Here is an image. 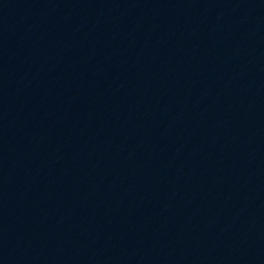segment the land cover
Returning a JSON list of instances; mask_svg holds the SVG:
<instances>
[{
	"label": "water",
	"instance_id": "obj_1",
	"mask_svg": "<svg viewBox=\"0 0 264 264\" xmlns=\"http://www.w3.org/2000/svg\"><path fill=\"white\" fill-rule=\"evenodd\" d=\"M0 264H264V0H0Z\"/></svg>",
	"mask_w": 264,
	"mask_h": 264
}]
</instances>
